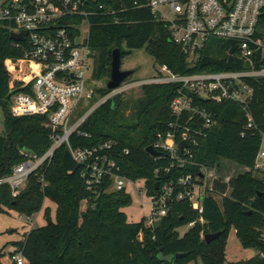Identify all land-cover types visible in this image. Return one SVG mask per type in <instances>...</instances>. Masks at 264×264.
<instances>
[{"label": "trees", "instance_id": "trees-1", "mask_svg": "<svg viewBox=\"0 0 264 264\" xmlns=\"http://www.w3.org/2000/svg\"><path fill=\"white\" fill-rule=\"evenodd\" d=\"M144 1L97 0L117 12L115 16L90 18L88 44L95 57L96 82L107 84L113 51L120 49L123 59L124 47L128 52L145 49L156 65H167L178 74L238 71L245 67L233 51L227 52L234 43L221 40L212 41L196 62H189L188 56L171 41L166 25L142 7ZM261 23L264 25V12ZM23 56V49L16 48L10 39V29L0 24V114L5 121L0 134V178L11 175L13 168L26 160L24 149L43 155L51 145L45 117H14L10 112V97L20 91L27 69ZM247 83L253 88L247 112L233 102L204 104L215 124L194 149L192 163L183 168L173 166L169 155L163 153L156 160L146 152L172 120L170 105L177 96L176 85H144L138 101L116 97L99 107L82 127L92 134V139L76 135L72 138L74 143L85 146L117 141L118 153L112 157L124 176L145 181L149 196L154 194L158 182H177L184 176L199 174L201 168L212 169L223 160L246 169L229 182L222 178L213 181L204 201L203 224L188 200L173 201L171 215L153 228L146 226V220L127 222L123 210L133 202L129 191L103 193L86 202L91 195L82 166L63 146L50 167L30 176L19 196L13 197L8 185L0 186L1 214L11 210L31 217L43 209L46 200L57 206L55 221L47 207L46 224L32 229L22 242L13 243L14 251L22 254L26 264H226L225 237L234 227L242 246L255 250L257 255L229 264H264V176L253 174L264 141V82ZM109 92L106 85L97 89L100 96ZM250 118L254 124L251 129ZM125 149L129 150L128 155L123 152ZM193 222L195 226L181 236L179 228ZM221 231L224 234L219 240L210 244L204 240L205 235ZM161 253L185 256L166 263L158 258ZM2 256L0 251V264Z\"/></svg>", "mask_w": 264, "mask_h": 264}, {"label": "built area", "instance_id": "built-area-1", "mask_svg": "<svg viewBox=\"0 0 264 264\" xmlns=\"http://www.w3.org/2000/svg\"><path fill=\"white\" fill-rule=\"evenodd\" d=\"M135 5L139 7L137 1ZM142 7L166 25L171 41L188 56L189 62H196L200 52L212 41L221 40L234 43L227 52L233 51L245 67L238 71L178 74L167 65H157L154 77L144 81L127 82V79L119 88L101 96L97 105L88 108L83 101L98 95L99 88L93 78L95 57L88 44L90 18L115 16L117 11L97 0H0V24L10 29V34L24 37V41H12L16 48L23 49V63L27 66L20 91L10 97V112L14 117H45L51 139L43 155L24 149L26 160L16 165L11 175L0 178V186L8 185L13 197L27 187L31 175L52 165L57 150L63 146L82 166L83 179L91 195L86 199L88 203L103 193L128 191L127 185L134 187L143 181H133L122 174L114 157L118 153L117 141L85 146L72 140L75 135L92 139V134L82 129L90 116L103 104L138 87L150 84L178 87L170 105L172 120L166 131L157 135L153 147L159 156L153 157L160 160L163 153L169 155L173 166L179 168L192 163L194 149L207 138L208 130L215 124L205 103L233 102L247 112L253 97V88L247 80L264 82V25L261 23L264 0H145ZM252 121L250 118L249 129L254 126ZM182 143L187 144L183 150ZM123 152L129 154L128 149ZM253 172L264 176V141ZM206 173L207 169L201 168L199 174L184 176L177 182L156 183L158 188L151 196L152 211L146 226L155 227L169 215L172 202L181 200L190 202L203 224L204 201L216 179L209 183ZM195 224L188 226L192 228ZM13 259L15 264H26L21 253L13 255Z\"/></svg>", "mask_w": 264, "mask_h": 264}, {"label": "rangeland", "instance_id": "rangeland-1", "mask_svg": "<svg viewBox=\"0 0 264 264\" xmlns=\"http://www.w3.org/2000/svg\"><path fill=\"white\" fill-rule=\"evenodd\" d=\"M84 32L85 35H87L86 30ZM124 50L126 51V55L122 59V70L134 71V74L128 78L127 82L144 81L156 75V70L158 67L155 64L154 58L149 53H147L145 49L128 52L127 48L124 47ZM105 85L106 84L104 83H97L99 88L104 87ZM125 96L127 97L126 100L131 99L133 101H138L142 97V88L138 87L133 92L126 93ZM100 101L101 96L95 94L92 99H85L83 103H85V105H87L89 108L94 107ZM4 123V117L1 116L0 126L3 127ZM245 170L246 169L233 162L223 160L214 168L207 169L206 179L209 183H211L214 178H222L225 180V182H229L233 176L243 173ZM253 174L258 178L263 177L254 172ZM127 190L133 197L132 204L123 210L126 215L127 222L139 223L142 220L147 221L151 217L152 197L147 194L144 182H137L134 187L127 185ZM139 191L142 193L140 194ZM47 207L51 208V219L55 221L57 206L50 200H46L43 209L31 217L11 210H9V214L0 213V251L3 253L1 258L2 264H15L13 255H17V252L14 251L13 243L22 242L25 235L28 234L32 229L44 226L46 224L47 218L45 217V210ZM84 207L85 204H83V208ZM189 229V226H183L179 228L178 231L180 235L183 236L189 231ZM225 239L227 244L226 264L248 260L257 255L255 250L245 249L242 246L234 227L230 228ZM197 264H201V262Z\"/></svg>", "mask_w": 264, "mask_h": 264}, {"label": "water", "instance_id": "water-1", "mask_svg": "<svg viewBox=\"0 0 264 264\" xmlns=\"http://www.w3.org/2000/svg\"><path fill=\"white\" fill-rule=\"evenodd\" d=\"M10 39L11 40H16V41H24V37L22 35H15L14 33L10 34ZM112 71H111V78L107 82L106 87L108 90H114L117 89L121 86V84L126 81L130 76L134 74V71L131 70H122V53L120 49H115L112 54ZM187 147L186 143L181 144V149L183 150L184 148ZM146 152L154 157L159 156V152L155 150L153 146H149L146 148ZM158 188V185H156V189ZM171 215V211L169 212V216ZM224 234V231L213 233V234H207L204 237V240L206 243L210 244L211 242L215 240H219L221 236ZM184 254H177V255H164V254H159L158 258L162 262L166 263H172L175 261L176 258H181L184 257Z\"/></svg>", "mask_w": 264, "mask_h": 264}]
</instances>
